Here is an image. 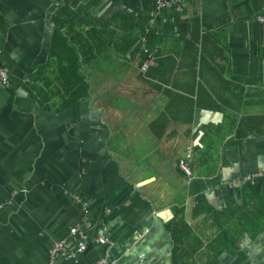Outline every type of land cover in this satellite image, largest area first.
I'll return each instance as SVG.
<instances>
[{
  "label": "crops",
  "instance_id": "0c3cea01",
  "mask_svg": "<svg viewBox=\"0 0 264 264\" xmlns=\"http://www.w3.org/2000/svg\"><path fill=\"white\" fill-rule=\"evenodd\" d=\"M181 1L157 65L110 50L67 104V10L120 32L154 0H0V264H47L76 226L90 245L54 264H264V229L239 238L264 179L230 186L264 173V0Z\"/></svg>",
  "mask_w": 264,
  "mask_h": 264
},
{
  "label": "trees",
  "instance_id": "16d2710c",
  "mask_svg": "<svg viewBox=\"0 0 264 264\" xmlns=\"http://www.w3.org/2000/svg\"><path fill=\"white\" fill-rule=\"evenodd\" d=\"M91 12L92 10L76 12L67 10V59L65 61H60L67 64V68L64 70V72L67 71V89L65 90L67 104L88 96L89 86L81 73L83 66L92 63L96 60L97 56L110 50L118 52L120 50L123 55L130 52L135 55L141 47L139 36L150 22V17L147 16V14L139 16L138 18L135 15H128L120 18L122 22L119 29L120 32L112 31L106 25L97 23L93 20L90 17ZM162 16L163 18L168 17L165 14ZM85 25L88 26L89 30ZM172 28L173 26L171 24L166 26L168 32H170ZM58 30L59 28L55 33V39L59 38V41L65 42V40L60 37ZM165 37L166 35L163 37L155 34L152 35L148 43V48L154 49L161 46ZM146 59L147 58L144 57L142 63L145 62ZM248 188H254V186H249ZM203 190L204 188L200 191V199L201 201H206L202 193ZM252 191L254 190L252 189ZM253 204V202H249V205ZM233 226H235L236 229L240 228V225L236 226L234 224ZM263 229L264 224L259 220L253 223H247L243 225L242 230L239 229L241 232L239 238L246 235V233H248L251 238H256V234Z\"/></svg>",
  "mask_w": 264,
  "mask_h": 264
},
{
  "label": "built area",
  "instance_id": "2783aa9c",
  "mask_svg": "<svg viewBox=\"0 0 264 264\" xmlns=\"http://www.w3.org/2000/svg\"><path fill=\"white\" fill-rule=\"evenodd\" d=\"M154 14L160 15V13L164 12H182V8L180 6L179 0H154ZM257 22L264 26V16H260L257 18ZM141 48H146V43H141ZM147 66L145 65L143 69H145ZM10 81V75L9 72L5 68H0V84L3 86H7ZM179 168L184 172L186 176H188L190 179H193V174L191 172L190 163L186 161L185 159H181L179 163ZM257 179L262 180L264 179V173L260 171V173L254 175L251 173H246L245 175L241 176L237 180H234V182L230 185L231 187H237V186H254L258 183ZM83 226L87 227V222L83 221ZM88 228V227H87ZM87 236L79 226L73 227L69 231V236L66 237L65 240H62L60 242H55L52 244L51 248L49 249L48 256L49 260L47 264H54V261L57 258H63L65 260L67 259H75L79 254H81L83 251L86 250V246L83 244L79 245V248L77 252H70L69 247L70 243L69 241L73 238H80L85 239ZM100 238V241L106 242L108 238L105 234H102ZM96 264H117L116 260H113L111 258L110 253L107 254V257Z\"/></svg>",
  "mask_w": 264,
  "mask_h": 264
},
{
  "label": "bare ground",
  "instance_id": "6f19581e",
  "mask_svg": "<svg viewBox=\"0 0 264 264\" xmlns=\"http://www.w3.org/2000/svg\"><path fill=\"white\" fill-rule=\"evenodd\" d=\"M180 1V6L182 8V12H172L171 13V17H166V18H162L161 16L159 17V15L154 14L153 12L150 14V23L144 28L143 33L140 34L139 36V42H145L146 43V48L145 51L144 49H142L140 47V49L138 50V52L133 55L132 52L126 54L123 56V59L127 62L130 63H135L137 65V67L139 68L140 73H142L143 75H145L148 70L153 66V65H157L158 60L160 59V47H156L154 49H149L148 48V43L149 40L151 39L152 35H161L162 34V26L167 25L168 23L170 24H176L177 22V16L178 15H183L184 13V8L186 7V4L183 3L181 0ZM146 57V61L142 63V60L144 57ZM147 66L145 69H143L144 66ZM251 174H258L257 172H252ZM259 179H257L258 181ZM65 240V239H63ZM62 241V240H60ZM57 241V242H60ZM96 242L97 243H107L109 242L108 240L106 242H102L100 241V238H96ZM70 243V247L69 250L70 252H77L79 245L83 244L86 247H88V245H90L91 243V238L86 237L85 239H80V238H73L69 241ZM112 244V242H111ZM106 257H103L102 259H100L98 262L103 261ZM76 259V258H75ZM67 260H74V259H67ZM97 262V263H98Z\"/></svg>",
  "mask_w": 264,
  "mask_h": 264
}]
</instances>
